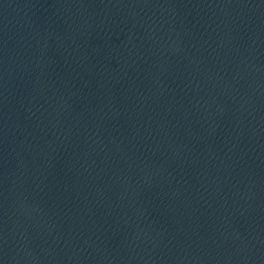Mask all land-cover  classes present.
<instances>
[{
	"label": "water",
	"instance_id": "1",
	"mask_svg": "<svg viewBox=\"0 0 264 264\" xmlns=\"http://www.w3.org/2000/svg\"><path fill=\"white\" fill-rule=\"evenodd\" d=\"M0 264H264V0H0Z\"/></svg>",
	"mask_w": 264,
	"mask_h": 264
}]
</instances>
